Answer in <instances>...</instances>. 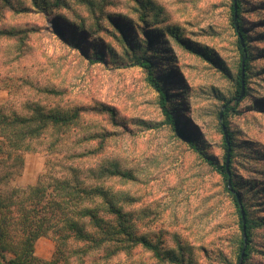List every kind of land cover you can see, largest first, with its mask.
Masks as SVG:
<instances>
[{
  "label": "rangeland",
  "instance_id": "374dc122",
  "mask_svg": "<svg viewBox=\"0 0 264 264\" xmlns=\"http://www.w3.org/2000/svg\"><path fill=\"white\" fill-rule=\"evenodd\" d=\"M233 3L0 0V110L26 114L35 103L84 110L60 146L24 152L21 173L10 184L47 185L70 166L116 162L131 178L104 184L129 212L134 234L174 255L172 262L161 260L140 245L110 255L106 247L74 242L67 246L69 264H77L78 248L88 249L84 264H238L244 236L233 194L253 225L244 264H264V0H238L233 17L247 35L242 96L244 40L234 27ZM141 55L152 63L174 114L189 123L181 121L182 131L216 165L162 123L158 93L145 68L135 65ZM227 107L234 187L218 170L225 156L219 114ZM74 153L84 157L70 158ZM54 252L50 237L35 241L37 258L50 260Z\"/></svg>",
  "mask_w": 264,
  "mask_h": 264
},
{
  "label": "trees",
  "instance_id": "16d2710c",
  "mask_svg": "<svg viewBox=\"0 0 264 264\" xmlns=\"http://www.w3.org/2000/svg\"><path fill=\"white\" fill-rule=\"evenodd\" d=\"M233 1L236 8L233 3L232 20L239 37L244 40L243 43L239 41L243 54L239 68L240 76L237 79L239 95L242 87L245 89L246 73L244 74L243 70L246 71L249 67V55H245L247 35L242 32L241 21L239 17L233 18L239 14V3L238 0ZM145 34L150 33L145 31ZM135 65L145 68L147 81L158 93V102L163 115L162 123L172 127L209 165H216V162L201 150L190 133L182 131L181 121L183 125L189 123L184 117L174 114L171 104L167 103V93L160 79L154 76V69L148 58L138 56ZM27 108L26 114L15 112L5 114L0 110V264H69L70 255L67 246L74 242L87 244L88 249L106 247V252L110 255L115 253L118 247L125 249L140 245L151 251L158 259L174 261L172 252L161 251L156 244L149 242L145 237L134 234L129 212L118 205V199L110 192V187L105 186V181L113 177L131 178V174L117 167L116 162L112 161L109 165H98L86 170L79 169L82 167L77 165L70 166L67 175L55 178L47 185L37 183L20 188L10 184L21 173L24 152H36L42 147L44 150L52 151L60 146L65 131L77 123L84 111L79 107H52L45 110L36 103L28 104ZM229 110L230 107H227L222 112L221 131L225 156L223 165H217L226 180V185L234 187L235 183L232 182L225 167L228 148L229 162L231 161L233 144L232 133L227 128L226 121ZM107 111L113 116V109ZM82 157H84L83 153H74L70 156V158ZM232 196L239 211L241 230L244 231L249 242L252 236V221L237 195ZM87 226H90L94 232H89ZM42 236L50 237L54 242L55 252L50 260H41L34 255V243ZM243 243L244 241L240 240V249H243ZM88 249L74 250L73 261L84 264ZM249 250L250 246H245L242 264ZM240 254L241 252L238 258Z\"/></svg>",
  "mask_w": 264,
  "mask_h": 264
},
{
  "label": "water",
  "instance_id": "95a60500",
  "mask_svg": "<svg viewBox=\"0 0 264 264\" xmlns=\"http://www.w3.org/2000/svg\"><path fill=\"white\" fill-rule=\"evenodd\" d=\"M234 8H236V4L234 2ZM244 93V88L242 87L241 89V93L239 94V96H242ZM220 116H222V112H220L219 114ZM223 131L225 132V127L223 126ZM228 153H229V148H228ZM227 153V156H226V162H225V167H226V170H228V164H229V154ZM244 230V228H243ZM243 236H244V247L241 251V254H240V259H239V263L238 264H241V260H243V257H244V248H245V243H246V237H245V234H244V231H243Z\"/></svg>",
  "mask_w": 264,
  "mask_h": 264
}]
</instances>
